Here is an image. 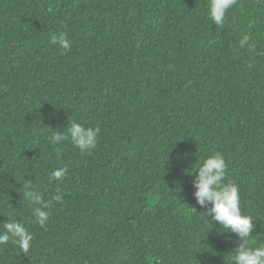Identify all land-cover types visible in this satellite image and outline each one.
Here are the masks:
<instances>
[{"label": "trees", "instance_id": "16d2710c", "mask_svg": "<svg viewBox=\"0 0 264 264\" xmlns=\"http://www.w3.org/2000/svg\"><path fill=\"white\" fill-rule=\"evenodd\" d=\"M207 4L0 0V231L33 235L0 264H231L240 238L210 227L192 183L217 152L264 244V0H237L223 28ZM70 120L100 128L94 149L52 143ZM28 182L51 201L45 227Z\"/></svg>", "mask_w": 264, "mask_h": 264}, {"label": "clouds", "instance_id": "9594fccd", "mask_svg": "<svg viewBox=\"0 0 264 264\" xmlns=\"http://www.w3.org/2000/svg\"><path fill=\"white\" fill-rule=\"evenodd\" d=\"M236 4L237 0H208V19L216 26L223 28L226 13ZM251 41L252 37L244 34L239 40V46L241 48L254 47ZM51 43L58 45L65 52L69 51L72 46L66 33H61L59 36L52 35ZM66 129V133L59 132L52 136L53 144H60L70 139L71 143L81 152L96 147L100 133L99 127H86L75 120H70ZM67 171V167L52 170L48 177L49 182L62 180ZM195 172V179L192 181L195 187L194 196L197 204L205 210L202 213L206 217V222H210L211 227L214 221L222 226L224 231L235 233L240 238V242L230 257L231 264H264V244L260 246L254 244V220L250 215L242 213L239 186L225 179L227 164L224 156L218 152L207 156ZM24 196L33 205L32 215L35 217V222L45 227L50 215L46 209L51 201H45L43 195L31 187V182H28ZM52 199L61 201L62 196L55 195ZM32 240V233L26 229L24 224L15 219L3 224V231H0V246L7 245L11 241L24 254H27L31 248Z\"/></svg>", "mask_w": 264, "mask_h": 264}]
</instances>
